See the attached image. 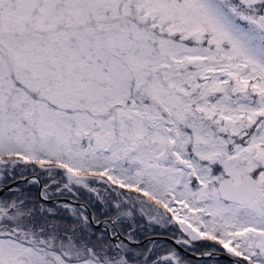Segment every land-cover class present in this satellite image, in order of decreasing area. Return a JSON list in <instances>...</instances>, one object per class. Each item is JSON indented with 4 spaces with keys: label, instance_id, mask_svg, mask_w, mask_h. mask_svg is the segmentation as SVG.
I'll return each mask as SVG.
<instances>
[{
    "label": "snow or ice",
    "instance_id": "6c2138e0",
    "mask_svg": "<svg viewBox=\"0 0 264 264\" xmlns=\"http://www.w3.org/2000/svg\"><path fill=\"white\" fill-rule=\"evenodd\" d=\"M0 264H264V0H0Z\"/></svg>",
    "mask_w": 264,
    "mask_h": 264
},
{
    "label": "rangeland",
    "instance_id": "374dc122",
    "mask_svg": "<svg viewBox=\"0 0 264 264\" xmlns=\"http://www.w3.org/2000/svg\"><path fill=\"white\" fill-rule=\"evenodd\" d=\"M79 202L87 203V194L85 192H81Z\"/></svg>",
    "mask_w": 264,
    "mask_h": 264
}]
</instances>
